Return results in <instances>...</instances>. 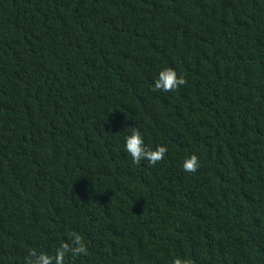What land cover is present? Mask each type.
<instances>
[{"label":"trees","instance_id":"1","mask_svg":"<svg viewBox=\"0 0 264 264\" xmlns=\"http://www.w3.org/2000/svg\"><path fill=\"white\" fill-rule=\"evenodd\" d=\"M73 233L63 264H264V0H0V264Z\"/></svg>","mask_w":264,"mask_h":264},{"label":"clouds","instance_id":"2","mask_svg":"<svg viewBox=\"0 0 264 264\" xmlns=\"http://www.w3.org/2000/svg\"><path fill=\"white\" fill-rule=\"evenodd\" d=\"M182 84H184V80L182 78H177V74L174 70L166 69L159 73V77L154 83V88L155 90L169 92ZM124 151L134 164H139L141 160H146L150 164H155L163 159L167 152V148L158 146L155 150L148 149L144 144L141 132L133 128L131 133L124 138ZM198 166V158L195 155L189 156L182 165L183 170L186 172H195ZM72 237V244L75 245V247H70L68 244L62 245L56 250L54 257L45 253H40L38 255L33 253V259L29 261V264H63L65 254L68 252H71L73 255L86 253V248L81 242V237L75 233L72 234ZM174 264H182V262L177 259Z\"/></svg>","mask_w":264,"mask_h":264}]
</instances>
